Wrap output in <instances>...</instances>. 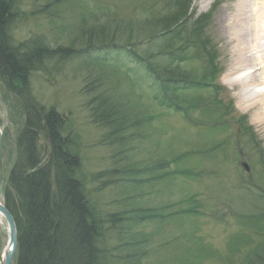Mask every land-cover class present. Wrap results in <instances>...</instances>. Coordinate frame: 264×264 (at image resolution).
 I'll return each mask as SVG.
<instances>
[{"label":"rangeland","instance_id":"374dc122","mask_svg":"<svg viewBox=\"0 0 264 264\" xmlns=\"http://www.w3.org/2000/svg\"><path fill=\"white\" fill-rule=\"evenodd\" d=\"M17 1L14 46L32 50L39 41L51 57L24 88L0 72V202L35 100L59 114L61 137L78 159L76 178L107 221L108 264H244L263 251L264 130L238 110L227 78L234 0H192L176 27L162 26L173 0ZM166 28L177 36L168 46L159 38ZM191 31L208 58L186 37ZM91 47L89 57L76 54ZM168 50L181 55L174 68L200 84L178 93L187 113L161 106L147 71L130 59ZM40 146L46 161L44 134ZM8 240L0 217V260Z\"/></svg>","mask_w":264,"mask_h":264},{"label":"trees","instance_id":"16d2710c","mask_svg":"<svg viewBox=\"0 0 264 264\" xmlns=\"http://www.w3.org/2000/svg\"><path fill=\"white\" fill-rule=\"evenodd\" d=\"M191 3L192 0H173V5L168 6V9L172 7L171 17L162 26H167L169 20V23L177 22L174 23L176 27L182 17L189 14ZM17 4V0H0V72L20 82L24 88L27 75L37 68L36 64L51 56L44 55L48 48L39 41H35L32 50H23L28 44L14 46L11 29L20 15ZM189 22L185 20L178 28ZM200 22L203 23L201 19L194 22L195 29ZM168 29L159 37L164 39L166 46L177 38L173 35L174 28ZM186 37L192 39L200 56L208 58L199 45L202 41L198 31L187 32ZM91 49L76 54L89 57ZM111 51L108 48L104 57L95 59H107ZM175 55L181 56L168 50L132 55L130 59L147 71L146 78L152 79L158 89L156 99L161 106L187 113V109L178 104V93L200 84L189 81L174 68L175 62L180 61ZM27 105L31 111L26 112L25 127L17 139L18 154L5 190V205L13 214L18 229L15 264H108L107 251L103 247L107 221L94 210L82 183L76 178L78 159L66 148L69 140L61 137L59 114L53 109L46 112L35 100ZM42 134L51 144L46 161L42 158L46 150L40 146ZM244 264H264V250L254 251Z\"/></svg>","mask_w":264,"mask_h":264},{"label":"bare ground","instance_id":"6f19581e","mask_svg":"<svg viewBox=\"0 0 264 264\" xmlns=\"http://www.w3.org/2000/svg\"><path fill=\"white\" fill-rule=\"evenodd\" d=\"M234 2L226 27L234 44L228 83L237 88L238 110L252 113L254 126L264 130V0Z\"/></svg>","mask_w":264,"mask_h":264},{"label":"water","instance_id":"95a60500","mask_svg":"<svg viewBox=\"0 0 264 264\" xmlns=\"http://www.w3.org/2000/svg\"><path fill=\"white\" fill-rule=\"evenodd\" d=\"M2 138H3V132L0 128V151L2 146ZM243 167L246 168V170H249V166L244 163ZM0 217L6 222L7 229H8V235L9 240L6 248L4 249L2 256H1V263L2 264H15V255L18 249V229H17V223L12 215L11 211L7 208L5 204L0 202Z\"/></svg>","mask_w":264,"mask_h":264}]
</instances>
